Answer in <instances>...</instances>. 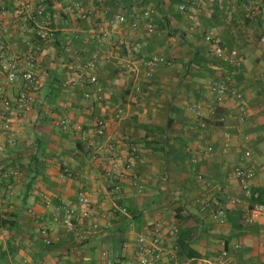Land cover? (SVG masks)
Returning a JSON list of instances; mask_svg holds the SVG:
<instances>
[{"label": "crops", "instance_id": "0c3cea01", "mask_svg": "<svg viewBox=\"0 0 264 264\" xmlns=\"http://www.w3.org/2000/svg\"><path fill=\"white\" fill-rule=\"evenodd\" d=\"M2 8L4 95L25 87L20 78L4 86L13 53L33 57L36 80L26 87L31 110L13 105L15 144L0 122V264H105L104 251L131 264L142 234L163 239L156 264H264V218L247 221L251 196L235 176L239 165L253 168L251 193L264 192V0H0ZM146 11L153 32L149 20L134 28L114 19ZM207 34L236 49L238 64L218 58ZM152 55L171 64L149 66ZM95 60L92 84L83 65ZM230 73L245 112L212 91ZM63 114L86 135L63 132ZM99 118L103 136L94 132ZM80 193L100 224L87 239L55 220Z\"/></svg>", "mask_w": 264, "mask_h": 264}, {"label": "built area", "instance_id": "2783aa9c", "mask_svg": "<svg viewBox=\"0 0 264 264\" xmlns=\"http://www.w3.org/2000/svg\"><path fill=\"white\" fill-rule=\"evenodd\" d=\"M181 11H186L187 7L185 4L179 6ZM72 7L68 8L71 11ZM40 14L43 13V9H39ZM151 11H146L142 15H130L119 13L114 19L118 23H128L132 27L137 28L140 26L141 21L151 18ZM7 15L5 10L0 11V17ZM93 17L95 14L86 13L84 11H79L78 16L80 18H88V16ZM146 29L148 32H153L154 24L152 20L147 22ZM43 38L47 34H41ZM205 40L209 43L210 50L215 53V55L221 60L230 63V65L238 64V51L236 49L229 48L223 45L218 37L213 34H207ZM136 50V49H135ZM140 51L139 49H137ZM4 53V52H3ZM7 54V53H6ZM108 56L106 59H109ZM157 63H163L170 65L171 62L163 56L152 55L148 61L149 66H153ZM8 66V73L4 80L5 85H12L17 81L18 78L22 80L25 87L21 88L16 97L5 96L4 87L0 84V122H2V129L5 133H8L7 141L10 144H15L19 136L20 130L13 126L12 114L13 105L17 107L18 110L27 113L31 110L32 104L35 102V97L33 93L26 89V87L31 86L35 78V65L33 62V57L26 54L22 57L21 54L13 53L11 55V61ZM24 64V67H23ZM97 61H90L83 65V70L91 73L90 82L92 84H97ZM235 78L232 73L226 75L220 81H217L212 86V91L214 92L218 102H223L226 97L230 94L232 95V100L234 107L245 112V97L241 90L237 89L235 86ZM87 97L89 95H86ZM201 109L199 104L191 105L190 110L198 112ZM124 109L122 106L116 107V117H122ZM59 128L66 133L69 132H79L82 135H86V131L83 126L77 123L72 117L67 114L60 116L57 122ZM107 122L104 118L97 119L95 123L94 132L98 136H103L106 134ZM249 137H245V141H248ZM225 146H230L229 138ZM0 149H2L0 147ZM211 149V148H210ZM244 158L250 159L252 156V150L248 146L244 149ZM235 176L239 181L241 189L246 193V195L251 196V182L254 180L256 173L253 168L247 167L245 165H239L235 169ZM232 203H240V199H232ZM245 216L249 223H254L261 218H264V204H255L253 207H247L245 209ZM55 220H57L66 229L75 232L76 234L82 236L84 239L89 238L91 235L97 233L100 230V224L97 216L95 215V208L93 201L90 196L86 193H80L78 196V201L76 204H63L55 209ZM39 233L44 239L46 245H51L53 239L49 236V229L41 225L39 227ZM163 239L160 235H145L142 234L138 238V249L136 252V260L131 264H156L158 256L163 252ZM227 256V252L223 253ZM105 259V264H116L115 260L106 251L103 252Z\"/></svg>", "mask_w": 264, "mask_h": 264}, {"label": "trees", "instance_id": "16d2710c", "mask_svg": "<svg viewBox=\"0 0 264 264\" xmlns=\"http://www.w3.org/2000/svg\"><path fill=\"white\" fill-rule=\"evenodd\" d=\"M255 204H264V192L260 189L252 190L250 206L253 207Z\"/></svg>", "mask_w": 264, "mask_h": 264}, {"label": "rangeland", "instance_id": "374dc122", "mask_svg": "<svg viewBox=\"0 0 264 264\" xmlns=\"http://www.w3.org/2000/svg\"><path fill=\"white\" fill-rule=\"evenodd\" d=\"M206 1V0H205ZM221 4H223V1L221 2ZM180 5H182V4H180ZM179 5V6H180ZM186 5V7H187V10L189 9V6L187 5V4H185ZM179 9V8H178ZM2 10H5L6 12H7V14H8V11L5 9V8H2V9H0V11H2ZM180 10V9H179ZM181 11V10H180ZM181 12H183V11H181ZM32 86V85H31ZM57 119V118H56Z\"/></svg>", "mask_w": 264, "mask_h": 264}]
</instances>
